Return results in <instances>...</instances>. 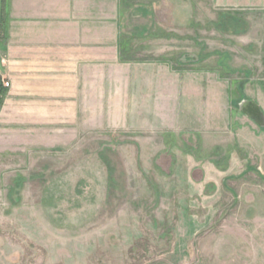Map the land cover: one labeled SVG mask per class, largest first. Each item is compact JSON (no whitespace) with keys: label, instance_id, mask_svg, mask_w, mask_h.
Wrapping results in <instances>:
<instances>
[{"label":"rangeland","instance_id":"rangeland-1","mask_svg":"<svg viewBox=\"0 0 264 264\" xmlns=\"http://www.w3.org/2000/svg\"><path fill=\"white\" fill-rule=\"evenodd\" d=\"M195 17L197 44L182 41V66L219 78L228 71L239 86L230 110L264 131V88L260 103L243 91L250 80L264 87V29L252 59L222 43L234 26H222L220 12ZM170 134L162 157L136 155L121 133L52 153L0 147V264H264V176L255 159L227 150L223 133L214 155L189 148L186 130Z\"/></svg>","mask_w":264,"mask_h":264},{"label":"crops","instance_id":"crops-1","mask_svg":"<svg viewBox=\"0 0 264 264\" xmlns=\"http://www.w3.org/2000/svg\"><path fill=\"white\" fill-rule=\"evenodd\" d=\"M6 1L0 78L9 88L0 86V147L52 153L121 133L136 155L162 157L164 133L173 139L186 130L189 148L214 155L223 133L227 150L253 157L264 176V131L230 110L238 84L229 83L228 71L219 78L211 68L181 64L182 41L197 44L191 33L199 10L220 12L228 19L222 26H234L222 33L226 48L259 58L264 0ZM263 88L250 80L243 91L260 103ZM234 121L236 130L224 132Z\"/></svg>","mask_w":264,"mask_h":264},{"label":"trees","instance_id":"trees-1","mask_svg":"<svg viewBox=\"0 0 264 264\" xmlns=\"http://www.w3.org/2000/svg\"><path fill=\"white\" fill-rule=\"evenodd\" d=\"M0 11L2 14V21H0V41H6V39H7V27L5 24L6 20H4L6 13L8 12V3L6 0H1Z\"/></svg>","mask_w":264,"mask_h":264},{"label":"built area","instance_id":"built-area-1","mask_svg":"<svg viewBox=\"0 0 264 264\" xmlns=\"http://www.w3.org/2000/svg\"><path fill=\"white\" fill-rule=\"evenodd\" d=\"M0 86L3 88H9V83L6 80L0 78Z\"/></svg>","mask_w":264,"mask_h":264}]
</instances>
